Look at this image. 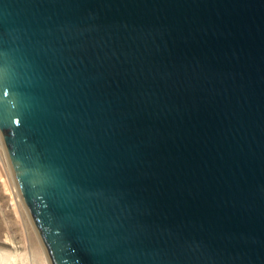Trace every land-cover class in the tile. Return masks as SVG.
Masks as SVG:
<instances>
[{"label": "water", "instance_id": "95a60500", "mask_svg": "<svg viewBox=\"0 0 264 264\" xmlns=\"http://www.w3.org/2000/svg\"><path fill=\"white\" fill-rule=\"evenodd\" d=\"M0 132L51 264H264V0H0Z\"/></svg>", "mask_w": 264, "mask_h": 264}, {"label": "rangeland", "instance_id": "374dc122", "mask_svg": "<svg viewBox=\"0 0 264 264\" xmlns=\"http://www.w3.org/2000/svg\"><path fill=\"white\" fill-rule=\"evenodd\" d=\"M1 137L0 264H51L19 193Z\"/></svg>", "mask_w": 264, "mask_h": 264}, {"label": "bare ground", "instance_id": "6f19581e", "mask_svg": "<svg viewBox=\"0 0 264 264\" xmlns=\"http://www.w3.org/2000/svg\"><path fill=\"white\" fill-rule=\"evenodd\" d=\"M0 134H1V132H0ZM2 136V134L0 135V137ZM2 138V137H1ZM3 140V139H2ZM4 147H5V145H4ZM6 149V148H5ZM7 152V151H6ZM8 155V154H7ZM9 159V158H8ZM10 163V162H9ZM11 165V164H10ZM12 169V168H11ZM13 175H14V173H13ZM16 185H17V183H16ZM19 190V189H18ZM19 193H20V191H19ZM21 195V194H20ZM22 198V197H21ZM23 200V199H22ZM25 204V203H24ZM36 229V228H35ZM42 242V241H41ZM44 246V245H43Z\"/></svg>", "mask_w": 264, "mask_h": 264}]
</instances>
